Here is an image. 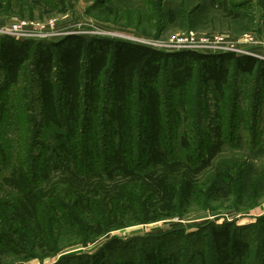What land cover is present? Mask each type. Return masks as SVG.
<instances>
[{"label":"trees","instance_id":"16d2710c","mask_svg":"<svg viewBox=\"0 0 264 264\" xmlns=\"http://www.w3.org/2000/svg\"><path fill=\"white\" fill-rule=\"evenodd\" d=\"M3 1L5 14L24 7ZM46 2L67 13L63 0ZM0 82L3 92L14 89L16 119L36 103L39 125L51 132V144L30 164H0V264L7 255L54 254L57 231L83 226L101 237L124 223L170 219L205 180L215 200L264 192V168L248 156L217 163L224 149L264 146V60L77 34L57 41L0 36ZM175 144L186 152L181 159ZM185 231L177 226L165 250L144 249L140 257L120 252L129 245L110 238L94 254L54 264H264V217L245 228L226 220Z\"/></svg>","mask_w":264,"mask_h":264},{"label":"rangeland","instance_id":"374dc122","mask_svg":"<svg viewBox=\"0 0 264 264\" xmlns=\"http://www.w3.org/2000/svg\"><path fill=\"white\" fill-rule=\"evenodd\" d=\"M34 1L37 0H22L19 3H24L21 10L13 4L16 7L6 14L0 10V30L25 21L39 26L37 30L44 37L33 38L35 40L57 41L65 35L77 34L86 39L107 37L134 43L143 39L162 42L179 34L193 32L209 37L224 36L245 48L252 57L264 60V0H216L218 5L224 2L223 10L218 5L212 6L211 0H63L67 6L65 14L58 13L59 7L52 10L46 0L37 5ZM47 1L54 3L59 0ZM3 3L6 4V0ZM230 71L233 72V63ZM2 85L0 82V106L5 105V116L8 115V118L0 115V164L10 170L12 166L30 164L31 157L44 153L51 144V132L39 125L36 103L26 104L23 113L19 114L20 118L16 119L15 115L18 114L10 107V103L16 101L14 89L10 87L3 92ZM161 94L169 104V100L164 98V95L171 96L169 90L164 87ZM28 96L36 99L35 92H30ZM254 150L224 149L217 163L247 161L248 156L255 168H264V146L259 143ZM185 153L177 144L174 145L176 158H183ZM209 182L205 180L199 183L195 197L170 219L147 225L124 223V226L110 230L101 237L84 232L83 226L73 232L57 231L54 238L58 245L54 254L47 256L37 253L35 257L27 258L7 255L2 257L1 264H54L64 256L94 254L110 238H117L124 245H129L120 252L135 253L140 257L144 249L156 252L165 250L169 245L166 238L177 226L189 234L207 221L221 224L227 220L232 221L236 228H245L264 217V192L251 193L242 201L233 196L215 200L206 195Z\"/></svg>","mask_w":264,"mask_h":264},{"label":"built area","instance_id":"2783aa9c","mask_svg":"<svg viewBox=\"0 0 264 264\" xmlns=\"http://www.w3.org/2000/svg\"><path fill=\"white\" fill-rule=\"evenodd\" d=\"M37 25L31 22L21 21L13 24L9 28L0 30L1 36L11 37L17 41H24L33 38H42L41 32L37 30ZM155 50L166 52L195 51L204 54L219 55L233 53L237 56H251L236 42L228 40L224 36H202L201 34L186 32L174 36L166 41H154L143 39L139 42Z\"/></svg>","mask_w":264,"mask_h":264}]
</instances>
